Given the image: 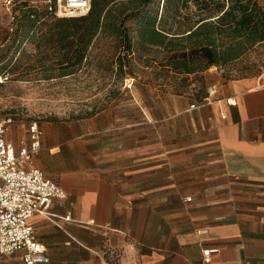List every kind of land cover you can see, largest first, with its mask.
Instances as JSON below:
<instances>
[{
	"label": "crops",
	"instance_id": "crops-1",
	"mask_svg": "<svg viewBox=\"0 0 264 264\" xmlns=\"http://www.w3.org/2000/svg\"><path fill=\"white\" fill-rule=\"evenodd\" d=\"M209 86L204 103L139 104L137 143L101 114L42 124L32 164L67 194L28 220L47 264H264V77ZM206 247L219 249L208 263ZM0 264H24L22 252Z\"/></svg>",
	"mask_w": 264,
	"mask_h": 264
},
{
	"label": "rangeland",
	"instance_id": "rangeland-1",
	"mask_svg": "<svg viewBox=\"0 0 264 264\" xmlns=\"http://www.w3.org/2000/svg\"><path fill=\"white\" fill-rule=\"evenodd\" d=\"M22 1L17 0L10 7H0V33L2 30L10 33L0 46L9 40L20 24L19 5ZM25 1L31 5L43 4L42 0ZM185 2L181 5L177 20H182L194 10L190 0ZM44 20L50 22L54 18ZM189 23L190 20L185 19L181 26L185 28ZM124 24L130 27L134 21L126 18ZM38 34L39 31L34 35ZM117 37L108 31L98 30L84 51L82 60L76 64L72 61L73 65L66 68L60 65L68 57L73 60L75 45L66 54L64 50L58 51L54 43L51 48L50 44L37 46L31 39H25L16 51L13 46L9 52V56L13 57L0 63L8 64L0 70V116L11 118L7 135L9 138L12 136L16 148L25 138L31 122H37L41 129L42 124L48 122H89L96 114H101L96 118L104 123L113 118L112 125L120 129L123 124H131L130 136L137 143L139 104H146L151 112L165 113L171 105H178L180 101L188 104L194 102V94L217 77H253L260 81L264 77L263 44L253 46L243 56L223 67L213 65L197 75H180L170 69L145 66L133 55H128L129 64L124 61L123 71L120 72L118 58L124 57L125 51ZM154 53L155 48L144 52L145 55ZM26 64L30 66L26 67ZM11 66H17V69L9 73L7 70ZM182 77L187 78L184 86L180 85ZM118 131L117 137L121 143L123 129ZM141 135H145L148 145L152 143V124L143 126Z\"/></svg>",
	"mask_w": 264,
	"mask_h": 264
},
{
	"label": "trees",
	"instance_id": "trees-1",
	"mask_svg": "<svg viewBox=\"0 0 264 264\" xmlns=\"http://www.w3.org/2000/svg\"><path fill=\"white\" fill-rule=\"evenodd\" d=\"M184 1L187 0H90L86 14L59 17L44 2L37 6L23 0L19 5L20 24L0 46V63L13 57L9 56L13 46L16 51L25 39H31L37 46L50 44L51 48L54 43L65 54L75 45L73 60L68 57L60 65L66 68L82 60L100 29L118 36L121 42L125 56L118 58L120 72L124 61L129 64L128 55H133L145 66L197 75L210 66L229 64L255 45H264V0H190L194 10L177 20ZM48 17L54 20L46 22L44 19ZM126 18L133 19L134 25L125 26ZM185 19L190 23L183 28L181 22ZM0 34L1 45L10 33L2 30ZM152 48L154 54H144ZM7 65H0V70ZM16 69L17 66H11L7 72ZM186 79L182 77L181 86ZM207 95L205 86L194 94L199 102Z\"/></svg>",
	"mask_w": 264,
	"mask_h": 264
},
{
	"label": "built area",
	"instance_id": "built-area-1",
	"mask_svg": "<svg viewBox=\"0 0 264 264\" xmlns=\"http://www.w3.org/2000/svg\"><path fill=\"white\" fill-rule=\"evenodd\" d=\"M15 1L0 0V7H10ZM42 1L59 17L81 16L90 8V0ZM213 93V87H207L208 95L202 103L207 102ZM196 106L194 103L190 105L191 108ZM9 123L10 117L0 116V254L21 251L24 264H47L46 246L36 239L28 220L34 212L44 210L53 199L63 200L67 194L32 164L41 145L42 131L38 123L29 124L18 151L6 138ZM218 251L217 247L203 248L204 263L210 262L211 254Z\"/></svg>",
	"mask_w": 264,
	"mask_h": 264
}]
</instances>
